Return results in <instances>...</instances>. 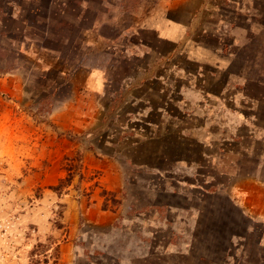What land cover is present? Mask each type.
Masks as SVG:
<instances>
[{
    "label": "rangeland",
    "instance_id": "1",
    "mask_svg": "<svg viewBox=\"0 0 264 264\" xmlns=\"http://www.w3.org/2000/svg\"><path fill=\"white\" fill-rule=\"evenodd\" d=\"M53 2L0 73V264H264V0Z\"/></svg>",
    "mask_w": 264,
    "mask_h": 264
},
{
    "label": "trees",
    "instance_id": "2",
    "mask_svg": "<svg viewBox=\"0 0 264 264\" xmlns=\"http://www.w3.org/2000/svg\"><path fill=\"white\" fill-rule=\"evenodd\" d=\"M80 3L92 0H79ZM53 0H0V73L5 74L19 68V63L27 59L30 53V45L27 46V39L35 42L39 48L44 50L53 49L49 42L54 32L52 30L53 21L64 22L67 9H61L60 13L52 14ZM63 3V2H62ZM60 14V15H59ZM58 22V24H59ZM60 25V24H59ZM44 37L47 39H44ZM62 69L60 72L62 73ZM71 161H81L83 157L78 154L77 157L67 158ZM69 176H73L72 166L68 167ZM83 178V175H82ZM61 184L60 187H63ZM98 185V184H96ZM226 229V228H225ZM212 235H220V231ZM222 234H225L223 232ZM227 234V233H226ZM238 235L234 230L228 234L229 247L233 246V237Z\"/></svg>",
    "mask_w": 264,
    "mask_h": 264
},
{
    "label": "crops",
    "instance_id": "3",
    "mask_svg": "<svg viewBox=\"0 0 264 264\" xmlns=\"http://www.w3.org/2000/svg\"><path fill=\"white\" fill-rule=\"evenodd\" d=\"M157 31L160 39L178 43L183 41L187 27L182 23H171L165 20L157 25Z\"/></svg>",
    "mask_w": 264,
    "mask_h": 264
}]
</instances>
